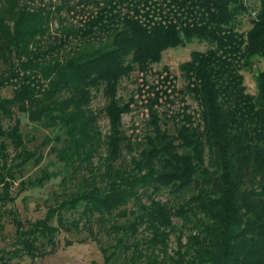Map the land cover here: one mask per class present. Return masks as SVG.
<instances>
[{"label": "trees", "instance_id": "trees-1", "mask_svg": "<svg viewBox=\"0 0 264 264\" xmlns=\"http://www.w3.org/2000/svg\"><path fill=\"white\" fill-rule=\"evenodd\" d=\"M251 9L250 28L239 31L238 16ZM62 10L76 22L60 18L52 33ZM194 39L208 47L180 64L183 87L167 67L151 71L164 50ZM255 56L264 58V0H0V91L12 89L0 97V220L14 227L0 264L53 253L60 230L84 227L97 240L94 224L113 233L104 264H264V71L256 95L241 73ZM134 71L137 95L124 100L121 80ZM138 100L148 131L132 140L122 116ZM19 113L50 129L40 145L52 142L55 158L28 177L45 154L28 146ZM57 176L62 197L42 217L5 208L15 183L20 193ZM174 217L192 224L170 251Z\"/></svg>", "mask_w": 264, "mask_h": 264}, {"label": "rangeland", "instance_id": "rangeland-1", "mask_svg": "<svg viewBox=\"0 0 264 264\" xmlns=\"http://www.w3.org/2000/svg\"><path fill=\"white\" fill-rule=\"evenodd\" d=\"M48 1V0H44ZM59 3L60 0H54ZM75 2L76 0H71ZM254 16V11L249 10L247 13H243L238 16L237 28L239 31H246L251 26V18ZM60 18L64 19L63 23L72 21L76 22V16L72 17L70 13L66 10H62L60 14L55 15V19L51 23L52 33H57V28L60 25ZM208 44L205 41H198L194 39L192 42L185 46H178L175 48H168L162 52L161 59L157 63H153L151 66V71H161L163 67H167L169 72L175 76V84L178 88L183 87L186 80L180 70L179 66L182 62L187 61L190 58V54L193 50H205ZM260 71H264V58L260 56H255L250 59V64L242 68L241 73L244 77V84L246 86V91L252 95H256L258 91V86L256 82V77ZM156 74L148 73L147 78L151 82H155ZM140 74L137 71L132 72L129 76L124 77L121 80L119 87V94L124 100H127L130 95H137L135 91L138 86V80ZM12 89L10 87L3 88L0 91V97L10 96ZM187 102L191 105L193 109H197V103L190 97L187 96ZM103 104V98L100 93L96 94L92 101V106L95 108L101 107ZM176 105L172 107L175 108ZM163 108H160V110ZM22 129L32 137V140L28 142L29 147L39 146L40 142L43 140L44 135L49 132L50 129L44 127H39L32 124L22 113L18 114ZM8 124L7 120H3V125ZM99 125L103 132H106L109 128L108 120L104 115L99 118ZM122 128L128 137L132 140L140 139L146 131H148V114L146 107L143 106L138 100V104L135 105L132 110L122 116ZM52 142L49 144L51 145ZM48 146H43L44 159L40 165H27L24 171V177L34 175L38 172L40 166L47 165L50 161H55L53 154H48ZM56 165H50V169H55ZM60 176L52 177L50 180L46 181L40 187L28 188L23 192L17 193V185L11 188V195H16L13 202L5 206L6 209H11L15 215H18L21 219H35L42 217L46 211V205L53 203L56 199H60L62 196V188L60 184ZM69 186V185H68ZM66 190H70V187ZM163 199L170 197L171 201H175L176 198L173 195L164 193L160 195ZM179 201H181L179 199ZM132 203H128L127 207L130 208ZM69 215V212L67 213ZM176 230L170 235L169 238V249L172 251L176 246V236L178 232L182 231L185 236L189 232V227L192 224L184 223L183 219L179 217L173 218ZM194 218L192 219V221ZM118 221L122 222V218H118ZM94 231H97V240L88 235V231L81 227L78 231L67 232L65 230H60L57 234V239L59 240V245L53 253L46 255L43 258H38L31 260L29 256L24 255L23 257L13 258L6 264H104V254L101 251V246H109L114 242L113 233H107L106 230L98 231L97 224L93 225ZM143 234L140 233L138 236L141 237ZM14 236V227L7 221L6 218L0 220V253L2 249L11 248V241ZM65 239L72 240L71 244H65ZM109 264H127L122 258L115 257L110 260Z\"/></svg>", "mask_w": 264, "mask_h": 264}]
</instances>
